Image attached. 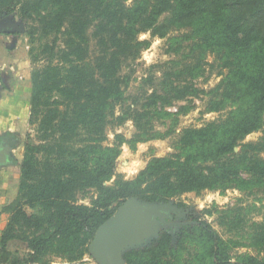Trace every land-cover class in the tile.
Returning a JSON list of instances; mask_svg holds the SVG:
<instances>
[{"label":"trees","instance_id":"16d2710c","mask_svg":"<svg viewBox=\"0 0 264 264\" xmlns=\"http://www.w3.org/2000/svg\"><path fill=\"white\" fill-rule=\"evenodd\" d=\"M15 11L22 21L38 23L31 38L41 32L53 40L30 53L33 62L41 54L47 61L31 75L29 124L37 126V137L25 143L18 197L5 208L10 218L0 239V264H15V243L30 252L23 264H51L52 257L84 264L99 227L133 198L159 204L203 191L264 193V136L244 142L264 133V0H0L1 18ZM180 29L186 33L168 38L169 45L174 53L189 49V62L166 73L163 93L154 91L141 109L117 116L129 84L121 75L123 65L151 46L139 36L167 38ZM208 55L227 73L206 110H227L226 118L185 129L176 153L153 158L134 179H125L117 172L123 146L135 151L138 144L175 132L179 116L190 108L174 113L158 106L200 92L180 81L202 77ZM172 77L177 83H166ZM110 118L118 125L133 121L134 137L115 134L108 145ZM159 120L170 121L165 132L156 129ZM87 191L95 197L90 205L80 204L79 195ZM259 202L203 211L218 214L226 239L196 217L177 227L178 234L168 229L152 245L127 251L124 259L127 264H264ZM240 248L256 255L236 253Z\"/></svg>","mask_w":264,"mask_h":264},{"label":"rangeland","instance_id":"374dc122","mask_svg":"<svg viewBox=\"0 0 264 264\" xmlns=\"http://www.w3.org/2000/svg\"><path fill=\"white\" fill-rule=\"evenodd\" d=\"M128 2V4H130ZM163 20V19H162ZM38 27L36 21L24 22L21 20L19 14L15 11L9 16L0 17V41H5V47L0 50V75L5 73L4 76H9L10 73L15 78L23 75V72L32 75L33 71L42 69L47 61L46 56L41 54L38 62H33L31 51L39 53L43 50L46 44H52L53 36L45 38L41 32H36V36L31 38L29 35L34 29ZM14 30L15 33L8 35L6 30ZM17 33V34H16ZM186 33V30H174L167 38L153 37L150 33L141 34L140 40H149L151 46L149 49L142 51L139 58L136 60L127 61L122 68L121 75L129 78V84L124 87L125 103L116 107V115H120L124 111H133L141 109L147 97L154 91L163 93V84L166 79V73H170L172 69H182L190 60L188 57L189 49L184 53H174L169 45L171 36H179ZM59 47H62V42H59ZM10 47V48H9ZM94 43L92 42V49ZM18 50L20 52H18ZM98 53L95 47V56ZM205 73L202 77L196 80L181 79L180 82H191L196 89L200 92L196 96L187 97L181 101H175L171 106H158L159 110H167L174 113H179L182 107L190 108V111L179 116V125L176 127L175 132L164 140H152L146 143L137 145L135 151L131 150L127 145L122 148V154L117 163V172L124 175L125 179H134L140 171H142L148 163L156 157H168L176 153L177 142L182 135V132L188 128H201L209 123L221 121L226 118L227 110L219 113H208L207 104L213 98L212 91L221 82L227 71H224L219 63L215 60L213 55H208L205 59ZM167 81V80H166ZM177 83L175 77L170 81ZM169 120H159L155 123L156 129L165 132L168 129ZM137 129L133 121L128 120L125 123L118 125V121L113 118L109 119L107 134L108 145L113 144L115 134H123L127 139H131L136 134ZM264 136L262 131L253 133L245 139V143L257 142ZM36 140L37 126H29V131L25 133L23 145L27 142L28 138ZM239 151V148H237ZM236 151V152H238ZM248 178V175H245ZM95 197L94 191L83 192L79 195L80 204L90 205L92 199ZM254 199L262 200L259 202L261 206V216H257V220H262L264 216V193L257 192L253 196H247V193L238 190H227L225 193L221 191H203L202 193H187L171 201L173 204L182 210V213L171 214L170 222L173 227L166 224H160L157 234L151 235L141 248L150 246L160 237L161 233L177 228L182 223L191 221V218L198 217L200 220L206 221L210 224L214 231H217L225 239L228 237L225 230L219 225L218 214L207 216L203 213L205 209L216 207L217 209L226 210L229 207H234L238 204L247 205L253 202ZM29 214L34 213V210L26 208ZM37 212V211H35ZM181 229L177 228L175 233H179ZM172 231V230H171ZM11 251L15 253V264H23L29 258V250L22 243H15L11 246ZM236 253H250L256 255L253 249L240 248ZM51 264H69L59 258H50ZM84 264H102L93 256L90 251L83 261ZM81 264V263H78ZM126 264V263H124Z\"/></svg>","mask_w":264,"mask_h":264},{"label":"water","instance_id":"95a60500","mask_svg":"<svg viewBox=\"0 0 264 264\" xmlns=\"http://www.w3.org/2000/svg\"><path fill=\"white\" fill-rule=\"evenodd\" d=\"M15 32L10 29L5 31ZM9 150L6 148L0 151V163L7 161ZM173 213L180 214L182 210L172 201L155 204L136 198L130 199L99 227L89 251L102 264H124L126 263L124 254L141 248L142 243L151 235L157 234L161 223L174 226L170 222Z\"/></svg>","mask_w":264,"mask_h":264},{"label":"crops","instance_id":"0c3cea01","mask_svg":"<svg viewBox=\"0 0 264 264\" xmlns=\"http://www.w3.org/2000/svg\"><path fill=\"white\" fill-rule=\"evenodd\" d=\"M4 47L5 41H0V50ZM31 92L32 81L29 74L23 72L17 79L10 73L4 81V73H1L0 151L5 145L10 150L7 161L0 163V239L10 218L5 208L18 197L20 165L25 146L23 139L30 126Z\"/></svg>","mask_w":264,"mask_h":264},{"label":"flooded vegetation","instance_id":"af4514ba","mask_svg":"<svg viewBox=\"0 0 264 264\" xmlns=\"http://www.w3.org/2000/svg\"><path fill=\"white\" fill-rule=\"evenodd\" d=\"M5 74V73H4ZM4 81H6V76H4ZM6 148H9L7 145H5L3 148H1V150H3V149H6ZM188 223H192V222H187V223H182V225H185V224H188ZM182 225H180V227L182 226ZM175 229H177V228H175Z\"/></svg>","mask_w":264,"mask_h":264}]
</instances>
